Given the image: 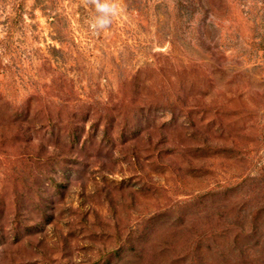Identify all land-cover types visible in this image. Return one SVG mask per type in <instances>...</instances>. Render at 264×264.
<instances>
[{"label":"rangeland","instance_id":"374dc122","mask_svg":"<svg viewBox=\"0 0 264 264\" xmlns=\"http://www.w3.org/2000/svg\"><path fill=\"white\" fill-rule=\"evenodd\" d=\"M0 0V264H264V0Z\"/></svg>","mask_w":264,"mask_h":264},{"label":"clouds","instance_id":"9594fccd","mask_svg":"<svg viewBox=\"0 0 264 264\" xmlns=\"http://www.w3.org/2000/svg\"><path fill=\"white\" fill-rule=\"evenodd\" d=\"M83 3L92 9L89 27L97 35L108 31L113 19L119 14L115 0H83Z\"/></svg>","mask_w":264,"mask_h":264}]
</instances>
